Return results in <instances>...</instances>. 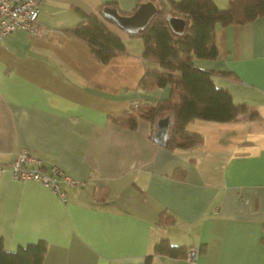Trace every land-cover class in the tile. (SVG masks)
Wrapping results in <instances>:
<instances>
[{"label":"crops","instance_id":"crops-1","mask_svg":"<svg viewBox=\"0 0 264 264\" xmlns=\"http://www.w3.org/2000/svg\"><path fill=\"white\" fill-rule=\"evenodd\" d=\"M147 1L161 3L45 0L37 16L45 35L16 29L0 41L3 247L42 241L41 264H264V16L217 26L218 58L193 60L248 111L230 122L193 119L184 131L202 143L171 149V112L138 118L133 128L113 120L172 92L170 83L140 85L148 70L164 72L144 57L141 38L102 17L126 45L104 64L65 34L102 4L129 15ZM165 118L163 146L154 139ZM21 149L39 158L44 172L60 170L54 177L62 195L12 178L10 163ZM161 214L169 217L164 225ZM162 240L195 249V260L156 253Z\"/></svg>","mask_w":264,"mask_h":264},{"label":"trees","instance_id":"trees-1","mask_svg":"<svg viewBox=\"0 0 264 264\" xmlns=\"http://www.w3.org/2000/svg\"><path fill=\"white\" fill-rule=\"evenodd\" d=\"M103 7L105 4L95 13L85 15L82 22L65 34L85 42L94 58L106 64L113 57L126 53V45L104 24ZM170 14L185 21L183 33L178 34L170 28L167 21ZM260 16H264V0H228L224 8L218 7L213 0H161L148 25L131 36L141 38L144 57L156 61L164 71L148 70L140 85L154 87L170 83L172 92L168 99L158 101L153 107L130 108L124 114L126 119L114 117L113 120L133 128L138 118L153 121L162 111H169L173 114V123L167 147L172 149L202 143L200 136L184 131V125L193 119L230 122L246 113V105L234 103L226 89L215 85L213 73L196 68L193 60L218 58L214 40L217 26L242 25ZM168 218L161 214L158 222L164 225ZM154 250L173 257L188 255V248L173 246L167 240L157 243ZM45 251L46 243L42 241L7 251L0 236V264H41Z\"/></svg>","mask_w":264,"mask_h":264},{"label":"built area","instance_id":"built-area-1","mask_svg":"<svg viewBox=\"0 0 264 264\" xmlns=\"http://www.w3.org/2000/svg\"><path fill=\"white\" fill-rule=\"evenodd\" d=\"M45 0H0V41L10 32L22 29L34 36H43L47 30L39 25L37 16ZM12 178L20 181H36L42 186L60 193L55 175L60 170L53 166L49 173L42 170L41 160L25 149H21L10 163ZM74 183V182H73ZM62 195V193H60ZM197 251L188 250V259L195 260Z\"/></svg>","mask_w":264,"mask_h":264},{"label":"water","instance_id":"water-1","mask_svg":"<svg viewBox=\"0 0 264 264\" xmlns=\"http://www.w3.org/2000/svg\"><path fill=\"white\" fill-rule=\"evenodd\" d=\"M156 10V6L152 2L147 1L141 3L136 10L129 15L120 14L116 8L105 6L102 9V16L110 19L125 33L134 35L148 25L152 17L155 15ZM167 21L170 28L174 32H178L180 34L183 33L184 23L182 19L172 15H167ZM168 123L169 121L167 118L162 120L154 139L155 142L163 146L165 140L164 133Z\"/></svg>","mask_w":264,"mask_h":264},{"label":"rangeland","instance_id":"rangeland-1","mask_svg":"<svg viewBox=\"0 0 264 264\" xmlns=\"http://www.w3.org/2000/svg\"><path fill=\"white\" fill-rule=\"evenodd\" d=\"M141 40V39H140Z\"/></svg>","mask_w":264,"mask_h":264}]
</instances>
